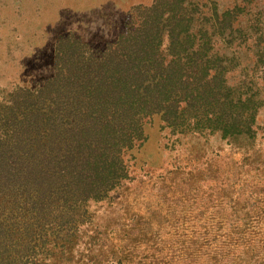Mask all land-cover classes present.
Returning <instances> with one entry per match:
<instances>
[{
	"label": "trees",
	"instance_id": "1",
	"mask_svg": "<svg viewBox=\"0 0 264 264\" xmlns=\"http://www.w3.org/2000/svg\"><path fill=\"white\" fill-rule=\"evenodd\" d=\"M233 3L154 0L101 53L69 67L58 60L42 88L1 98L0 264L63 261L86 204L125 178L123 158L142 140L145 118L160 116L177 140L214 138L236 151L252 143L264 107V20L252 0ZM248 38L244 64L224 46ZM220 218L202 223L204 237L223 228ZM190 235L187 258L205 247ZM203 255L213 264L212 249Z\"/></svg>",
	"mask_w": 264,
	"mask_h": 264
},
{
	"label": "rangeland",
	"instance_id": "2",
	"mask_svg": "<svg viewBox=\"0 0 264 264\" xmlns=\"http://www.w3.org/2000/svg\"><path fill=\"white\" fill-rule=\"evenodd\" d=\"M210 1L222 9L234 4ZM252 1L264 20V0ZM153 3L0 0V103L42 88L54 79L58 60L69 67L76 58L101 53L135 29ZM236 45L224 47L240 52L244 64L251 60V39ZM256 126L252 143L236 151L214 138L187 134L177 140L158 115L142 120V140L123 158L125 178L102 201L86 204L69 255H57L60 264H208V248L213 264H264V107ZM217 216L223 228L211 227L204 237L202 223ZM191 232L205 247L187 258Z\"/></svg>",
	"mask_w": 264,
	"mask_h": 264
}]
</instances>
